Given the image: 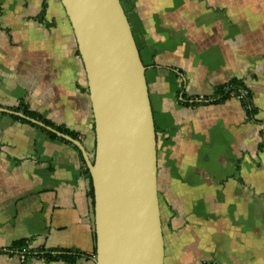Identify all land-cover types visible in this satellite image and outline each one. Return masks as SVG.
<instances>
[{"label": "crops", "instance_id": "0c3cea01", "mask_svg": "<svg viewBox=\"0 0 264 264\" xmlns=\"http://www.w3.org/2000/svg\"><path fill=\"white\" fill-rule=\"evenodd\" d=\"M124 3L156 125L164 264H264V0ZM230 81L250 89L253 117L217 98ZM21 103L92 150L86 72L60 0H0V264H95L76 146L3 112ZM22 240L24 261L12 249Z\"/></svg>", "mask_w": 264, "mask_h": 264}, {"label": "water", "instance_id": "95a60500", "mask_svg": "<svg viewBox=\"0 0 264 264\" xmlns=\"http://www.w3.org/2000/svg\"><path fill=\"white\" fill-rule=\"evenodd\" d=\"M86 72L94 160L83 143L23 113L3 112L75 145L94 190L95 264H164L157 134L143 62L121 0H60Z\"/></svg>", "mask_w": 264, "mask_h": 264}, {"label": "trees", "instance_id": "16d2710c", "mask_svg": "<svg viewBox=\"0 0 264 264\" xmlns=\"http://www.w3.org/2000/svg\"><path fill=\"white\" fill-rule=\"evenodd\" d=\"M122 2V5L124 7V10L128 16V19H129V12L127 10V8L125 7V3H124V0H121ZM130 21V20H129ZM137 42V41H136ZM137 45H138V42H137ZM138 48L140 50V53H141V47H139L138 45ZM232 83L236 86H242L243 84L239 81H232ZM217 98L219 100H226L227 97L224 95L223 93V90H222V87L217 91ZM251 105V104H250ZM245 108H246V111L248 113V115L250 117H253L254 115V110H253V107L252 105L250 107L249 106V103L247 105H244ZM17 112H21L23 113L24 115L30 117V118H33V119H37L41 122H43L44 124H46L47 126L49 127H52L54 129H56L58 132L60 133H63V134H66L74 139H79L78 137V134H76L75 132H72V131H69L68 129L64 128V127H61V126H56L54 125L51 121L47 120L46 118H44L42 115L36 113V112H33V111H30L28 109V107H26L23 103H21L16 109H15ZM14 118L16 120H19L23 123H26V124H29V125H32L34 127H37L36 125L30 123L29 121L27 120H24V119H21L17 116H14ZM39 128V127H37ZM41 131L47 133L48 135H50L52 138L54 139H57L58 136L49 132V131H46L45 129L43 128H39ZM93 133H94V139H93V147H92V150L89 151L87 148H86V151L88 153V155L90 156V158L92 159V161L94 160V153H95V127H94V121H93ZM77 152H78V155L80 157V160H81V163H82V172H83V175L85 176V178L88 180V183H89V192H88V196L89 198L91 199V205H92V216H93V223H94V190H93V185H92V180H91V175H90V172L87 168V165L83 159V156L81 154V152L79 151V149L77 147H75ZM261 149L264 150V145L261 146ZM93 237H94V243H95V246H94V255L96 256V235H95V228H94V231H93ZM12 249L18 253H25V255L28 256H31L33 255V253L31 252V250L29 249V242L28 241H18L16 243L13 244L12 246ZM38 257H44L47 261H53V260H56V259H64V260H68V261H74L77 256L79 255L78 253H75V254H69V253H64V254H54L53 252H43V251H40L37 253Z\"/></svg>", "mask_w": 264, "mask_h": 264}, {"label": "built area", "instance_id": "2783aa9c", "mask_svg": "<svg viewBox=\"0 0 264 264\" xmlns=\"http://www.w3.org/2000/svg\"><path fill=\"white\" fill-rule=\"evenodd\" d=\"M222 90L224 95L227 97V99H234L240 101L244 105H247L249 103L248 107L252 105L251 104L252 93L250 89H248L244 85L238 87L230 81L222 86ZM200 100H204L205 102H207L205 97H200ZM18 255L20 259H22V261H24L27 257L25 253H18ZM201 264H215V263L203 261Z\"/></svg>", "mask_w": 264, "mask_h": 264}]
</instances>
